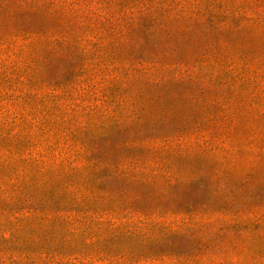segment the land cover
<instances>
[{
  "label": "trees",
  "instance_id": "16d2710c",
  "mask_svg": "<svg viewBox=\"0 0 264 264\" xmlns=\"http://www.w3.org/2000/svg\"><path fill=\"white\" fill-rule=\"evenodd\" d=\"M241 36L264 42V0H0V56L9 60L0 59V264H84L85 251L73 245L80 239L87 249L90 228L94 238L107 235L104 226L110 235L119 231L121 238L134 237L131 225L119 221L126 210L104 212L90 205L116 196L130 201L138 197V188H152L151 181L130 174L126 167L135 160L125 153L153 141L185 140L181 134L166 136L161 128L199 116L209 123L234 110L236 83L255 73L247 63L259 62V71L264 69V53L259 57L228 48L230 37ZM200 42L205 43L200 58L182 55L184 48L199 49ZM123 47L137 53L135 81L146 80L148 89L134 94L132 116L111 126L116 129L90 133L83 129L88 123L71 93L92 67L101 69L104 59L127 64ZM207 64L231 70L232 83L220 85L221 72L202 75ZM42 89L51 97L39 109ZM239 109L250 120L264 118V110L249 112L245 103ZM209 110L215 111L211 115ZM195 135L206 138V133ZM106 148L120 153L111 156ZM246 159L264 173V141L251 144ZM165 182L169 189L185 190V206L228 188L227 181L212 188L197 176ZM242 185L238 195L251 206L249 213L263 211L262 183L249 174ZM233 199L224 196L222 202ZM250 227L257 236L264 218ZM227 228L214 232L212 225H204L192 235L165 236L160 241L167 246L157 255L176 257L178 264H242L225 260V241L218 253L208 250L215 234ZM258 237L264 243V234ZM253 259L247 264H258Z\"/></svg>",
  "mask_w": 264,
  "mask_h": 264
},
{
  "label": "rangeland",
  "instance_id": "374dc122",
  "mask_svg": "<svg viewBox=\"0 0 264 264\" xmlns=\"http://www.w3.org/2000/svg\"><path fill=\"white\" fill-rule=\"evenodd\" d=\"M261 40L255 36L230 37L228 48L232 52L240 49L246 55L257 54L256 56L261 57L264 53V42ZM199 46L197 50L184 48L182 55L186 59L192 58L191 60L200 58L205 43L200 42ZM123 48L121 57L122 60H128L127 64H113L104 59L101 69L96 71L92 67L89 75L79 82L80 84L77 83L79 85L71 93L79 114L88 123L87 128L83 129L90 133L99 134L116 129L111 126L122 120L124 116H132L134 94L136 96L139 90L148 89L145 86L146 80L135 81L133 62L138 57L137 53L132 47ZM88 51L90 55H94L92 48H88ZM110 52L105 50L106 54ZM0 59L6 64L9 62L6 56H0ZM248 66L249 63H247L248 70L251 72L254 69L255 73L241 79L243 85L242 82L236 83L240 90L237 89L234 94L232 91L227 93L232 94L231 100H234L233 95L238 97L234 110L230 109L216 116L215 120L209 123H205L202 116H199L189 121L178 122L172 128L160 129L166 136L183 135L185 138L183 141L177 139L153 141L149 144L137 145L125 153L135 160L126 167L130 174L147 182L151 181L152 188H138L136 191L138 197L128 199L130 201L126 199L123 201L117 196L110 197L98 204H91L90 208L92 210L97 207L100 211L119 212V214L126 212L120 218V224L131 225L135 230V236L128 237L129 239L121 238L119 231L110 235L104 226L102 230L104 235H107L103 238H94L95 229L90 228L93 232L90 231L88 235L86 242L88 248H83V240L80 239H77L73 245L85 251L87 258L84 264H178L176 257L157 255L167 246L160 239L171 235H192L199 232L200 227L204 225H212L214 232L220 228L230 227L225 232L215 234L208 247L209 251L218 253V246L225 241L229 247L225 255L226 261L232 259L247 264L251 263L253 258H258V264H261L264 243L258 234L262 236L264 229L257 230V236H254L255 230H252L250 224L263 219L264 210L250 214L251 206L238 195L243 189L242 183L249 174L253 177V182H260L262 183L260 187L264 186V173L256 166H249L246 159L247 148L251 144L255 146L263 144L264 118L257 117L250 120L247 114L239 109V104L245 103L249 112L260 113L264 110V69L259 71L261 67L259 62L253 63L251 67ZM230 71L224 67L211 69L207 64L201 74L216 75L221 72L217 76H219L218 83L222 85L232 83V74H228ZM147 77L149 75L145 76ZM50 93L46 89L41 90L39 109L49 105ZM214 111L209 110L208 114L212 115ZM185 112L186 116L190 115L191 108L187 106ZM195 133L201 135L206 133V138ZM106 149L112 153L111 156L120 153L116 148ZM237 153L241 155L239 159L235 156ZM196 176L206 180L212 188L214 183L221 184L227 181L228 188L213 192L205 199L206 202H199L203 200L200 199L196 204L185 206L184 202L188 201L185 190L169 189V186L164 184L169 178L183 182ZM228 195H235L236 201L233 199L224 204L222 200ZM204 203H207V207H201ZM122 209L126 211L120 212ZM211 211L215 215L209 216ZM250 231H253L251 237ZM66 247L63 244L59 246V248ZM123 252L128 255L119 258ZM132 253L146 256L148 259L135 260L136 256H131ZM108 258L113 260L109 261Z\"/></svg>",
  "mask_w": 264,
  "mask_h": 264
}]
</instances>
